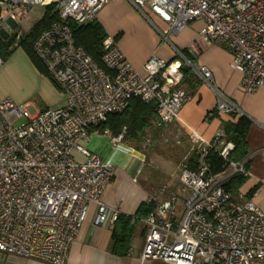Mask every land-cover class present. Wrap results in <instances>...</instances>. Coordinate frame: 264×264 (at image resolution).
<instances>
[{
  "label": "built area",
  "instance_id": "1",
  "mask_svg": "<svg viewBox=\"0 0 264 264\" xmlns=\"http://www.w3.org/2000/svg\"><path fill=\"white\" fill-rule=\"evenodd\" d=\"M109 1L0 0V37L14 36V46L31 9L54 5L57 20L36 37L32 52L64 96L63 107L35 114L24 104L0 99V264L8 257L66 264L91 205L96 210L94 225L112 227L119 212L102 202L112 180L111 165L83 144L109 116L122 113L132 98L152 103L159 125L174 121L189 99L178 88L183 60L178 52L169 61L154 54L137 70L106 37L101 55L104 70L74 44L73 26L93 22ZM127 1L148 20L153 16L166 24L172 33L200 22L198 41L228 50L230 66L241 74L242 91L264 90V0ZM193 48L194 44L188 51ZM196 72L212 86L207 68L201 66ZM215 106L223 114L236 110L222 95ZM103 133L117 146L125 129L117 136ZM232 148L223 132L208 142L196 140L195 169L180 164L178 180L188 191L181 211L177 212L178 199L171 193L139 221L145 226L142 263L264 264V212L252 198L235 201L223 188L232 176L248 175L246 160L226 164L217 175L210 173L205 161L210 150L225 159ZM75 151L83 156L82 162L75 160Z\"/></svg>",
  "mask_w": 264,
  "mask_h": 264
},
{
  "label": "crops",
  "instance_id": "2",
  "mask_svg": "<svg viewBox=\"0 0 264 264\" xmlns=\"http://www.w3.org/2000/svg\"><path fill=\"white\" fill-rule=\"evenodd\" d=\"M37 7L42 6L31 9L21 28L29 30L42 17L43 13L39 19L31 20V15ZM95 21L102 27L106 37L114 40L133 68L141 69L144 62L154 54L169 61L175 52L182 54L185 50L191 61L182 55L187 63L180 60L181 65H186L193 74L191 82L178 86L189 99L170 124L159 125L155 117L139 141L123 138L117 146L111 145L110 138L104 131L98 130L90 134L88 141L83 144L84 148L99 155L111 165L112 170V180L102 195V202L116 209L119 214L131 216L140 205L147 203L150 197L155 198V205L166 201L171 194L166 190L171 180L168 179L166 187L156 189L150 177L149 166L153 162L161 164V170L179 182L176 177L177 167L192 154L196 140L210 141L215 133L224 132L225 123H235L243 116L250 122L246 135L248 153L244 165L248 175L233 197L239 202L252 198L264 212V90L258 88L250 94L242 91L241 74L230 66L231 55L228 50L222 45L198 41L197 34L202 26L200 22H191L179 33H172L167 25L157 18L151 16L148 20L142 16L127 0L105 3L98 10ZM193 44V50L188 51V47ZM15 51L17 54L14 58L12 55V58L0 67V77L6 78L14 70H23L48 93L44 95V104L37 112L63 107L64 96L52 80L39 73L21 49L17 48ZM201 66L211 72L212 86L197 74L196 70ZM220 95L231 102L236 110L229 114L219 112L215 103ZM6 96L7 93L0 91V99H5ZM23 101L24 99L20 100L21 103ZM23 104L27 106L29 103ZM155 139L165 150L163 154H148L149 150L145 144H151ZM175 155L177 161L171 162ZM73 156L78 162L84 160L77 151ZM144 167L147 169L145 172ZM161 190L164 192H160ZM95 211L94 205L89 206L86 220L70 247L66 264H168L155 260H146L143 263L140 261L145 235V226L141 222L134 226L127 254H113L110 251L113 225L95 226ZM4 264L46 263L8 257Z\"/></svg>",
  "mask_w": 264,
  "mask_h": 264
},
{
  "label": "trees",
  "instance_id": "3",
  "mask_svg": "<svg viewBox=\"0 0 264 264\" xmlns=\"http://www.w3.org/2000/svg\"><path fill=\"white\" fill-rule=\"evenodd\" d=\"M53 9V4L45 6L42 17L27 33L22 34L16 46H14V36L9 38L0 37V58L3 63L15 49L20 48L36 70L52 80L42 62L32 52V43L53 21L57 20V15L53 12ZM105 38L106 35L102 27L95 20L85 26L77 28L73 26L74 44L80 46L91 57L94 63L104 70L105 68L101 63V55L102 42ZM182 55L186 60L189 62L191 61L187 51H182ZM180 71L182 73L180 84L191 82L193 78L191 70L186 65L182 64ZM155 117L156 114L152 103H144L139 98H132L122 113L109 116L107 121L98 127V130L100 132L108 130L115 136L125 129L123 138L139 141L144 131L149 128L150 121ZM249 125L250 122L243 116L239 117L235 123H225L223 132L224 138L226 142L232 144L233 148L229 151L225 159H223L216 150H210L208 152L205 161L209 164L210 173L212 175L221 173L224 170V166L228 163H239L245 160L248 153L246 135ZM196 160L197 155L195 152H192L185 163L190 169H195ZM246 178L247 176L234 175L223 184V188L231 192L232 195H236ZM154 207L155 204L153 202H147L140 205L134 215L126 216L119 214L117 216L111 230L110 251L113 254L118 256L127 254L135 224L141 219L146 218L154 210ZM132 220L135 221L131 223Z\"/></svg>",
  "mask_w": 264,
  "mask_h": 264
},
{
  "label": "rangeland",
  "instance_id": "4",
  "mask_svg": "<svg viewBox=\"0 0 264 264\" xmlns=\"http://www.w3.org/2000/svg\"><path fill=\"white\" fill-rule=\"evenodd\" d=\"M43 10L44 9L42 7L35 8L31 15V20L39 19L41 14L43 13L42 12ZM19 29H21V31L24 33H27L29 31L25 27H22V28L20 27ZM15 50L10 54L8 59H10V57L12 58V55L14 58L15 54H17ZM10 71H12V69ZM0 78H1L0 79V91L7 93L6 98H9L13 103L17 105L28 102L29 104L26 107H27V111L30 114H35L39 109H41V107L44 104L43 102L44 95H48V93H46L45 90L41 88V86L38 83L34 81L31 75H29L27 72L23 70H19V71L14 70L12 74H9L6 77L7 79L2 76ZM21 99H24L22 103L20 102ZM145 145L148 147L147 149L149 150L148 154H150L151 152H155L156 154L158 153L163 154L165 152V150L159 145L156 139L152 141L151 144L146 143ZM172 156L174 155L172 154ZM173 161H177V156L174 159H172L171 162ZM144 168L145 169L143 172L147 170L146 167ZM148 170L150 172L151 180L154 186L156 187V189H159L161 187H166L168 183L167 182L168 179L171 180L169 181L168 183L169 187L166 190H168L167 193L171 192L177 196L178 200L176 204V209H177V212L181 211L182 209L181 201L182 199L187 197L188 191L181 184H179V182L175 178H170L169 173L165 174V172L161 170V164H158L157 162H153L149 166ZM179 171H180V165L177 167V170H176L177 178L179 176ZM173 176L175 175L173 174ZM234 200L237 201L236 198H234Z\"/></svg>",
  "mask_w": 264,
  "mask_h": 264
},
{
  "label": "water",
  "instance_id": "5",
  "mask_svg": "<svg viewBox=\"0 0 264 264\" xmlns=\"http://www.w3.org/2000/svg\"><path fill=\"white\" fill-rule=\"evenodd\" d=\"M183 60L187 63V61L183 58Z\"/></svg>",
  "mask_w": 264,
  "mask_h": 264
}]
</instances>
